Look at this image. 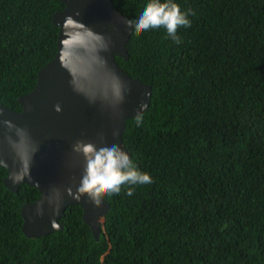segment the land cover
Returning a JSON list of instances; mask_svg holds the SVG:
<instances>
[{
    "label": "trees",
    "instance_id": "16d2710c",
    "mask_svg": "<svg viewBox=\"0 0 264 264\" xmlns=\"http://www.w3.org/2000/svg\"><path fill=\"white\" fill-rule=\"evenodd\" d=\"M135 21L149 0H110ZM163 2V0H161ZM191 26L137 36L117 65L147 85V108L121 142L153 182L127 186L109 205L98 240L70 205L62 229L27 239L21 205L38 194L2 186L0 264H264V0H173ZM57 0H0V105L32 89L55 49Z\"/></svg>",
    "mask_w": 264,
    "mask_h": 264
},
{
    "label": "water",
    "instance_id": "95a60500",
    "mask_svg": "<svg viewBox=\"0 0 264 264\" xmlns=\"http://www.w3.org/2000/svg\"><path fill=\"white\" fill-rule=\"evenodd\" d=\"M57 1L63 8L51 15L57 30L51 59L36 71L32 89L16 98L18 112L0 105V161L6 162L0 166L5 170L2 186L15 192L26 184L38 194L19 209L23 237L36 239L60 231L58 220L66 207L75 205L97 241L109 205L105 200L97 206L86 196L77 201L66 195L68 187L75 193L83 170V159L72 147L77 141L97 147L115 144L130 159L121 142L125 122L147 108L151 90L115 62V58L127 60L126 44L133 29L126 27L128 19L110 0ZM69 16L84 27L64 28ZM56 105L59 113L54 111ZM4 120L15 127L8 128ZM22 161L30 163L31 179L13 183L12 174L23 172ZM57 203L59 210L53 213ZM38 207L42 214H37Z\"/></svg>",
    "mask_w": 264,
    "mask_h": 264
},
{
    "label": "clouds",
    "instance_id": "9594fccd",
    "mask_svg": "<svg viewBox=\"0 0 264 264\" xmlns=\"http://www.w3.org/2000/svg\"><path fill=\"white\" fill-rule=\"evenodd\" d=\"M190 14V12L181 11L179 5L173 0H163V2L161 0H149L135 21H126V27L134 29L137 36L163 28L167 36L178 43V30L191 26V21L188 19ZM63 27H84V25L69 16L65 18ZM54 111L59 113L61 111L60 106L56 105ZM140 121L141 117L138 115L136 117L137 125L140 124ZM2 122L10 129L15 127L11 121L4 120ZM36 151L37 149L34 148L33 153ZM72 152L83 159V170L75 193L71 187L64 190L66 195L73 200L79 201L86 196L94 205L99 206L102 200L118 195L125 186L128 188L126 194L131 196L134 191L133 186L153 182L152 177L147 173L140 172L128 155L115 144L97 147L92 142L77 141L72 147ZM0 166H6V162L0 161ZM21 167L23 172H14L11 176L13 183H19L25 177L31 179L30 163L22 161ZM58 210L59 203L53 208V213L58 212ZM37 214H42L39 207Z\"/></svg>",
    "mask_w": 264,
    "mask_h": 264
}]
</instances>
